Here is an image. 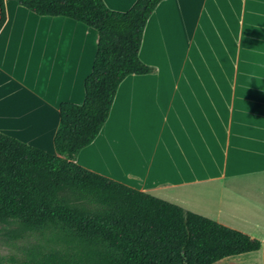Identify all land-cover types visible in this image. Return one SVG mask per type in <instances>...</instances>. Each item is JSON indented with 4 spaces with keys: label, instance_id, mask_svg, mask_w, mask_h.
Here are the masks:
<instances>
[{
    "label": "crops",
    "instance_id": "0c3cea01",
    "mask_svg": "<svg viewBox=\"0 0 264 264\" xmlns=\"http://www.w3.org/2000/svg\"><path fill=\"white\" fill-rule=\"evenodd\" d=\"M101 1L125 12L136 0ZM3 5L0 133L53 153L59 104L82 103L96 33L15 0ZM137 57L152 72L119 83L75 164L226 228L235 220L260 226L264 0H162Z\"/></svg>",
    "mask_w": 264,
    "mask_h": 264
},
{
    "label": "trees",
    "instance_id": "16d2710c",
    "mask_svg": "<svg viewBox=\"0 0 264 264\" xmlns=\"http://www.w3.org/2000/svg\"><path fill=\"white\" fill-rule=\"evenodd\" d=\"M162 0L125 12L101 0H15L39 17L92 29L96 48L80 105L60 103L53 153L0 133V224L13 220L38 241L0 264H215L259 250L247 235L75 164L103 126L116 88L150 67L137 57L142 32ZM5 22L0 0V29Z\"/></svg>",
    "mask_w": 264,
    "mask_h": 264
},
{
    "label": "rangeland",
    "instance_id": "374dc122",
    "mask_svg": "<svg viewBox=\"0 0 264 264\" xmlns=\"http://www.w3.org/2000/svg\"><path fill=\"white\" fill-rule=\"evenodd\" d=\"M256 77H259L258 73ZM238 214L239 217L243 213ZM260 224V226H254L250 222L239 220L230 223V229L258 241L259 250L254 253L226 258L215 264H264V221ZM37 241V235L22 231L18 223L13 220L0 224V261L10 256L19 257L24 250L36 244Z\"/></svg>",
    "mask_w": 264,
    "mask_h": 264
}]
</instances>
